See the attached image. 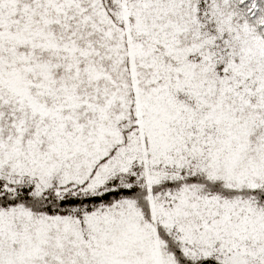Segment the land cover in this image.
<instances>
[{
    "label": "snow or ice",
    "instance_id": "1",
    "mask_svg": "<svg viewBox=\"0 0 264 264\" xmlns=\"http://www.w3.org/2000/svg\"><path fill=\"white\" fill-rule=\"evenodd\" d=\"M0 264H264V0H0Z\"/></svg>",
    "mask_w": 264,
    "mask_h": 264
}]
</instances>
